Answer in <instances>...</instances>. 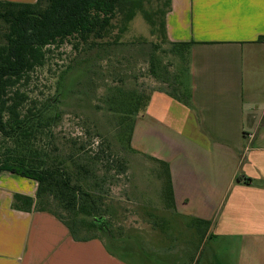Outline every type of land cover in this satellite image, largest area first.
<instances>
[{"label": "crops", "instance_id": "obj_1", "mask_svg": "<svg viewBox=\"0 0 264 264\" xmlns=\"http://www.w3.org/2000/svg\"><path fill=\"white\" fill-rule=\"evenodd\" d=\"M165 26L170 42H191V104L155 89L134 120L131 148L168 164L174 195L154 237L199 224L191 264H264V0H171ZM158 126L164 140L139 149ZM35 190L0 195V264H134L99 236L74 239L50 212L11 208L13 193Z\"/></svg>", "mask_w": 264, "mask_h": 264}, {"label": "trees", "instance_id": "obj_2", "mask_svg": "<svg viewBox=\"0 0 264 264\" xmlns=\"http://www.w3.org/2000/svg\"><path fill=\"white\" fill-rule=\"evenodd\" d=\"M170 9L171 0L0 1V173L36 182L33 197L13 193L12 209L50 212L74 239L86 240L97 237L95 231H108L100 217L99 193L108 191L104 185L125 171L126 164L110 142L94 140L96 131L86 132V141L78 136L60 137L56 128L64 115L61 101L69 98L70 84L85 70V63L109 56L110 48L122 43L123 34L140 14L155 37L154 47L167 44L166 52L176 64L171 71L162 57L150 52L148 74L161 84L159 90L190 106L189 95L184 97L180 91V72L191 42L168 40L165 17ZM65 42L77 56L60 66L53 93L34 92L32 74L47 64L55 46ZM151 93L139 88L112 94L110 99L109 109L118 117L116 139L133 153L134 120L143 114ZM93 143V148L86 149ZM152 160L162 180V199L174 208L168 164Z\"/></svg>", "mask_w": 264, "mask_h": 264}, {"label": "rangeland", "instance_id": "obj_3", "mask_svg": "<svg viewBox=\"0 0 264 264\" xmlns=\"http://www.w3.org/2000/svg\"><path fill=\"white\" fill-rule=\"evenodd\" d=\"M154 40L149 26L137 14L123 34L122 43L112 46L109 56L91 59L85 63V70L71 79L69 98L61 101L64 115L56 131L60 137L78 136L82 141L89 140L86 132L96 131L99 134L94 136V140L104 138L110 142L112 150L126 164L125 171H120L104 185L108 191L99 193L100 217H103L108 231H95V235L111 245L112 249L118 250L120 247V254L134 264H191L196 249L201 245V236L197 235L202 230L201 226L190 223L191 227L199 228L198 232L191 236L188 231L180 232L178 240L175 232L168 233V230L162 235V240L154 237L160 236L158 222L162 221V216L175 210L162 199V180L157 175V163L142 154L131 152L127 145L120 147L115 135L118 117L109 109L112 94L139 88L148 92L161 86L147 72L150 52L162 57L171 71L175 69L174 58L166 52L168 45L161 43L154 47ZM76 53L69 42L55 46L47 64L32 74V90L38 94L40 91L45 95L53 93L54 79L60 66L76 57ZM180 74V91L185 97L189 94L190 77L186 68ZM153 130L155 136L143 137L139 141V149L151 148L164 140L156 134L163 133L161 126L153 127ZM94 146L93 143L86 149ZM99 171L98 174H101L102 170ZM1 173L0 195L9 191H25L35 182L12 173ZM127 236L133 237L132 240L127 239L120 246L121 238ZM79 237H82L81 234ZM129 243L134 245L135 251L129 250ZM171 243L175 249L168 251L166 245Z\"/></svg>", "mask_w": 264, "mask_h": 264}]
</instances>
